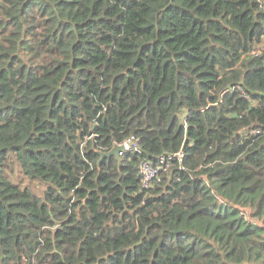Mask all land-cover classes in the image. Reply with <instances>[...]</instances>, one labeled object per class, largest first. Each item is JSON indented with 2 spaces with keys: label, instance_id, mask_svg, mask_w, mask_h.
<instances>
[{
  "label": "trees",
  "instance_id": "obj_1",
  "mask_svg": "<svg viewBox=\"0 0 264 264\" xmlns=\"http://www.w3.org/2000/svg\"><path fill=\"white\" fill-rule=\"evenodd\" d=\"M0 264H264V0H0Z\"/></svg>",
  "mask_w": 264,
  "mask_h": 264
},
{
  "label": "built area",
  "instance_id": "obj_2",
  "mask_svg": "<svg viewBox=\"0 0 264 264\" xmlns=\"http://www.w3.org/2000/svg\"><path fill=\"white\" fill-rule=\"evenodd\" d=\"M117 145L124 148L122 152H119V157H122L126 153H133L137 149L136 142L133 137H129L128 139ZM177 158L179 160L183 158L182 152L177 154ZM162 161L163 158L159 157L157 160V164H153L148 160H143L140 162L138 171L141 186L143 187V189H149L153 187L154 182L159 181L160 171L163 169Z\"/></svg>",
  "mask_w": 264,
  "mask_h": 264
},
{
  "label": "water",
  "instance_id": "obj_3",
  "mask_svg": "<svg viewBox=\"0 0 264 264\" xmlns=\"http://www.w3.org/2000/svg\"><path fill=\"white\" fill-rule=\"evenodd\" d=\"M122 146L114 145L108 152L106 153H99L100 155V160L104 158H109V157H114L115 160L119 163L120 158H119V152L123 151Z\"/></svg>",
  "mask_w": 264,
  "mask_h": 264
}]
</instances>
